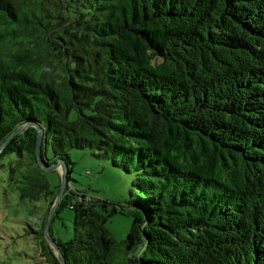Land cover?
Instances as JSON below:
<instances>
[{
	"label": "trees",
	"instance_id": "trees-1",
	"mask_svg": "<svg viewBox=\"0 0 264 264\" xmlns=\"http://www.w3.org/2000/svg\"><path fill=\"white\" fill-rule=\"evenodd\" d=\"M37 126L68 168L66 264H264V0H0V170L15 156L13 188L51 199L61 264ZM86 149L136 175L130 199L69 188Z\"/></svg>",
	"mask_w": 264,
	"mask_h": 264
},
{
	"label": "rangeland",
	"instance_id": "rangeland-1",
	"mask_svg": "<svg viewBox=\"0 0 264 264\" xmlns=\"http://www.w3.org/2000/svg\"><path fill=\"white\" fill-rule=\"evenodd\" d=\"M69 154L73 163L69 188L76 195H86L95 202L124 203L130 199L135 174L114 167L97 150H70ZM46 155L48 160L55 158L51 144L46 148ZM15 160V156L7 157L4 160L7 167L0 170V264H49L41 254L40 233L51 199L31 202L21 197L12 186L8 167ZM63 174L62 167L46 172L54 192L62 186ZM74 221L75 212L69 206L61 210L51 225L55 240L68 243L75 239ZM132 226L133 219L125 214H116L107 223L118 241L128 239ZM83 256L80 254L78 258Z\"/></svg>",
	"mask_w": 264,
	"mask_h": 264
},
{
	"label": "water",
	"instance_id": "water-1",
	"mask_svg": "<svg viewBox=\"0 0 264 264\" xmlns=\"http://www.w3.org/2000/svg\"><path fill=\"white\" fill-rule=\"evenodd\" d=\"M37 129L39 131V136H38V144H37V156L39 158V163L41 165V167L43 168L44 171H54V170H58L59 168H63L64 169V174H63V182H62V186H61V189L59 191V194H58V197L55 201V204H54V207L51 211V214L49 216V219H48V222H47V226H46V236H47V240L49 242V244L51 245L52 249L55 251V255L56 257L59 259L60 263L61 264H66V261L65 259L63 258L61 252H60V249L59 247L57 246V244L55 243L51 233H50V227H51V223H52V220H53V217H54V214L56 212V209L60 203V201L62 200L65 192L67 191L68 189V179H67V171H68V168H67V165L62 163V162H58L56 165L52 166L51 168H46L44 165H43V162H42V147H43V143H44V131L41 127L37 126ZM21 133L20 131H18L15 135ZM14 137V136H13ZM12 137V138H13ZM12 138H9L5 144L2 146V148L0 149V154L7 148V146L10 144L11 142V139Z\"/></svg>",
	"mask_w": 264,
	"mask_h": 264
}]
</instances>
